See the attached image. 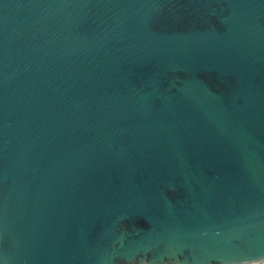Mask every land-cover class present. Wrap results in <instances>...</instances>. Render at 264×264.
<instances>
[{
	"label": "water",
	"instance_id": "95a60500",
	"mask_svg": "<svg viewBox=\"0 0 264 264\" xmlns=\"http://www.w3.org/2000/svg\"><path fill=\"white\" fill-rule=\"evenodd\" d=\"M264 0H0V264H264Z\"/></svg>",
	"mask_w": 264,
	"mask_h": 264
},
{
	"label": "snow or ice",
	"instance_id": "6c2138e0",
	"mask_svg": "<svg viewBox=\"0 0 264 264\" xmlns=\"http://www.w3.org/2000/svg\"><path fill=\"white\" fill-rule=\"evenodd\" d=\"M248 261H261L264 262V256L261 257H249V258H245Z\"/></svg>",
	"mask_w": 264,
	"mask_h": 264
}]
</instances>
